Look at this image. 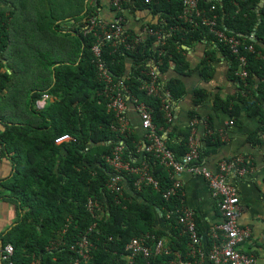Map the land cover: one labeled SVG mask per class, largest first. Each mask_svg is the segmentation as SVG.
<instances>
[{
	"label": "trees",
	"instance_id": "trees-1",
	"mask_svg": "<svg viewBox=\"0 0 264 264\" xmlns=\"http://www.w3.org/2000/svg\"><path fill=\"white\" fill-rule=\"evenodd\" d=\"M198 1L199 6L209 14L215 12L218 15L217 28L240 38V49L247 58L248 76L245 79L235 74L239 66L237 55L210 31L209 26L194 27L180 17L183 12L181 0L137 1L139 6L144 3L154 12L163 14L164 22L152 25L165 35L162 41L155 35H149L135 49H127L123 43H115L113 40H105L103 43V58L114 80L123 79L128 95L151 107L153 122L161 137L170 124L162 109V100L148 94L141 87L150 81L149 71L154 64L159 66V79L162 81L163 73L172 63L176 64L178 71L187 72L188 62L182 54V44L205 40L217 45L231 62L232 77L240 80L243 89L240 100L244 108L248 112L263 113L262 0ZM36 2L39 4V1ZM122 6H127L125 1ZM212 6H215L214 11L211 10ZM96 8L97 5L86 4L83 14L79 16L88 20L96 15ZM17 10L15 1L0 0V124L4 126L0 131V151L16 165L12 177L0 184L10 191L11 199L20 209L16 225L1 237L0 245L12 244L14 247L11 258L3 260V264H31L34 261L40 264H72L78 258L80 264H127L128 243L133 237L144 234H154L157 239L169 238L166 244L171 252L153 255L150 260L152 264H169L176 251L188 256L189 236L182 232V225L175 213L171 218L167 217L170 210L185 205L184 196L165 197L174 178L170 169L154 153L143 151V160L135 161L141 144L139 135L133 128L128 132H121L115 112L108 109L109 96L104 91L105 83L100 79L92 51L97 39L95 30L85 32L83 25L77 28L80 49H76V56L52 61L48 58L50 66L47 64L46 68L50 81L42 88L34 85L24 91L22 86V90H19L22 93L14 94L22 81L15 79L9 96L3 97L2 92L12 80L9 68L13 69L10 65L13 60L8 59L7 53L14 51L15 57L19 54L18 60L24 57V51L17 53L15 49L18 46L12 47L11 44L12 25L9 20L19 14L16 13ZM7 11L10 15L6 14ZM42 32L45 38L46 32ZM253 33L257 41L254 40ZM50 36L48 28L47 37ZM68 36L71 34L64 35L65 45H68ZM48 42L54 45L50 40ZM251 44L255 52L245 49V46ZM11 47L12 51H8ZM50 47L49 51H54ZM211 53L215 52L208 51V55ZM4 59H8L10 64H5ZM128 60L132 61L133 66L129 74H126ZM26 61L29 62L27 59ZM202 63L203 76L211 77V57L204 59ZM44 75L47 76L46 71L41 74ZM255 83H258L257 88L254 87ZM164 85L172 98H180L186 93L184 83L179 78L166 79ZM44 93L52 95L54 100L42 109L37 110L33 106L31 110L27 109L29 115H20L17 110L13 114L9 108L1 106L8 98L12 102L22 101L20 95H26L29 104H36V100ZM195 96L196 101L200 102L206 92L196 90ZM217 102L216 107L229 110L234 116L240 110L239 104L223 99ZM65 135L71 138L59 143L58 140ZM207 140L210 144L220 145V139L216 135L212 134ZM121 141L124 160L131 166L147 162L151 173L159 181V188L146 183L138 186L140 174L134 172H124V178L120 181L124 185L121 193L108 187L115 171L107 157L112 155ZM187 142L185 144L184 140L179 144L166 145L180 157L189 149ZM149 143L146 136V144ZM157 207L170 224L168 231L157 226ZM84 235L88 236L90 242L88 260L81 258L71 248ZM211 245L212 242L209 243V248ZM135 264H147V259L138 255Z\"/></svg>",
	"mask_w": 264,
	"mask_h": 264
},
{
	"label": "crops",
	"instance_id": "crops-1",
	"mask_svg": "<svg viewBox=\"0 0 264 264\" xmlns=\"http://www.w3.org/2000/svg\"><path fill=\"white\" fill-rule=\"evenodd\" d=\"M13 1L17 4L16 13L19 14L11 18L9 22L12 25L13 42L11 44L12 47L18 46L15 49L17 53L28 49L40 52L44 47L38 43L43 36L42 31L46 32L44 39L49 45L47 38L49 23L54 22L55 27L60 29L63 35L68 33L73 36L77 35V28L82 25L84 27L86 19L74 23H70V21L74 15L83 14L86 4L89 6L97 5V16L107 23L114 20L118 15L123 16L124 28L129 35L140 33L146 25H156L164 22L165 19L161 12H154L144 3L139 6L138 0H123L127 6L122 10L117 9L111 0H97V2L96 0H79L75 6L77 11L74 12L77 14L66 15L63 13L49 22L48 10L44 9L43 5L45 0ZM36 1H39V4ZM6 14L10 15V12L7 11ZM27 19H31V21H27ZM62 22L63 24H61ZM59 23L61 25L58 26ZM216 46L207 43L205 40L192 44H182V54L188 62L187 72L178 71L176 64L172 63L168 70L163 73L164 80L174 77L181 79L186 88V93L180 98L171 97L172 116L169 128L163 132L161 138L168 144H179L184 140L185 144L187 141L188 144L190 137L193 136L200 150L198 163L214 172L219 170L220 163L225 159L244 156L246 171L241 173L231 169L228 173V180L237 187L240 195L241 214L239 222L242 226L251 228V236L242 244L241 250L253 254L258 259L259 264H264V100H262L263 113L248 112L244 108L240 100L243 91L240 80L232 77L231 62ZM12 47L8 51H12ZM210 50L215 52L214 54L211 53L212 56H210L211 54L208 55ZM7 57L13 60L11 64L8 63V59L3 60L5 64L8 63L13 67L10 69L7 66L12 75V80L2 92L3 97L9 96L11 93L10 90L15 79L21 80L20 77L32 72V69L25 68L23 61L18 60L19 54L15 57L13 51L10 54L7 53ZM209 57L212 60V74L211 77L205 78L201 72L202 62ZM37 65L39 66V72L35 71L37 75L47 72L46 64L37 63ZM126 66V74H129L133 66L132 61L128 60ZM22 86L24 85L19 86L18 84L16 88L18 91L15 90L14 94L22 90ZM254 87L257 88L258 83H255ZM27 88H33V85L24 86V91ZM196 90L206 92V96L200 102L196 101ZM20 96L22 101L12 102L8 98L1 104L2 108H9L13 114H16L17 111L20 115L29 112L28 110H31L32 105L29 104L28 97L26 95ZM221 99L230 101L232 104H239L238 114L234 116L229 110L216 107L217 100L220 102ZM53 100L54 97L50 95L49 98L41 100V105L46 107ZM126 116L133 130L139 135L141 144L138 147V155L135 161H141L144 156L143 147L146 143V130L141 125L140 112L130 99L127 101ZM3 128L4 126L0 124V131ZM212 134L218 136L220 145L209 143L207 138H210ZM15 171V163L0 151V183L12 177ZM173 178V180L182 183L184 203L196 214L198 231L202 239L201 249L203 250V254H199L198 259L203 264H212L208 251L210 253L213 249L215 235L222 234L219 226L223 222V215L219 209V199L214 195L203 175L182 171L175 173ZM11 197L10 191L0 184V244L2 235L16 225L19 217L20 209ZM156 222L161 229L169 230L170 224L159 211ZM164 240L167 243L169 238L166 237ZM210 242L212 245L209 248Z\"/></svg>",
	"mask_w": 264,
	"mask_h": 264
},
{
	"label": "built area",
	"instance_id": "built-area-1",
	"mask_svg": "<svg viewBox=\"0 0 264 264\" xmlns=\"http://www.w3.org/2000/svg\"><path fill=\"white\" fill-rule=\"evenodd\" d=\"M117 9H123V0H111ZM151 0H146L150 2ZM183 4V12L181 18L197 27L206 25L210 27V31L222 42L228 45L232 52L237 55L239 66L235 74L245 79L248 76L246 68L247 58L240 49L241 40L236 35H228L225 30L217 28L218 15L213 12L209 14L208 11L199 6L198 0H181ZM215 10V6L211 7ZM85 32L96 31L97 39L92 46L94 55V62L98 68L100 79L105 83V93L109 96L108 109L115 112L118 120V129L125 133L131 131L132 127L130 121L126 116L127 101L130 99L135 104L141 116V125L146 130V136L150 143L144 145L143 151L154 153L160 162L170 169L171 176L175 173L188 171L193 174L203 175L214 195L219 199V209L223 215V222L220 224L222 234H216V239L213 249L208 251L209 259L212 264H259L258 259L253 255L241 250L242 244L251 236V228L242 226L239 222L241 214V199L237 187L228 180V172L231 169L246 171L244 166V156H237L232 159H225L220 163L219 170L214 172L200 163L197 159L199 157V147L193 136L190 137L188 143V151L180 157H177L173 150L167 147L165 141L157 133L152 117V109L145 102H139L137 98L128 95V88L124 80L115 81L111 71L109 70L103 58V43L105 40H113L123 43L127 49H135L147 36L155 35L162 41L165 35L160 29H156L151 25H146L140 33L129 35L124 28V18L118 15L114 20L107 23L99 16L93 15L86 20L83 27ZM253 36V35H252ZM245 49L249 52H255L254 46L247 45ZM150 81L143 84L142 89L146 90L148 94L157 96L162 100V109L170 122L171 119V94L165 89L164 80L159 79V66L154 64L149 71ZM49 94L45 93L41 98L36 100V105L39 108H44L41 105V100L49 98ZM233 123V122H231ZM71 137L65 135L61 137L58 142L68 140ZM123 141L118 144L112 155L108 156L109 163L114 168V173L108 183V187L118 193L123 191L124 185L120 181L124 178V172H134L140 174L137 180V185L142 183L152 184L153 187L159 188V181L151 173L149 164L142 162L140 166H131L130 163L124 160L122 146ZM242 165V167H241ZM175 195L184 196L183 186L177 180H173V184L165 192V197L170 198ZM178 216L179 224L182 225V232L189 236L190 251L188 256H183L180 251L174 252L175 257L169 261V264H203L199 260V254H203L201 249V235L198 231V226L195 217V211L186 205H183L176 210H170L167 214L171 218L173 214ZM54 245H57L54 243ZM90 245L89 238L84 235L76 243L72 244L71 248L76 251L81 258L88 260L90 258L88 247ZM129 251L127 255V264H135L138 255L147 259V264L151 263V257L157 254H168L171 249L162 238H156L153 234H144L133 237L127 245ZM14 252L12 244L5 246L0 245V259L8 260ZM31 264H40L34 261ZM72 264H80V258L76 259Z\"/></svg>",
	"mask_w": 264,
	"mask_h": 264
},
{
	"label": "rangeland",
	"instance_id": "rangeland-1",
	"mask_svg": "<svg viewBox=\"0 0 264 264\" xmlns=\"http://www.w3.org/2000/svg\"><path fill=\"white\" fill-rule=\"evenodd\" d=\"M78 1L79 0H45L44 9L48 10L49 22H51L53 19H56L57 16H60L63 13L66 15L72 13L77 14L74 12L77 11V8L75 6ZM82 20L83 18L81 16L74 15L70 23H74L75 21L81 22ZM63 22L65 23L66 21L64 20ZM63 22L61 24H63ZM49 31L51 32V36L50 38L48 37L47 38L54 45H50V44L47 45V41H45L43 36H41L38 43L42 44L44 47L40 50V52H34L30 49L24 51V57L21 59V61H23L25 68L32 69V72L27 73L26 76L20 77L22 80L21 82H19L20 85H24V86L37 85L40 88H42L45 84H47L50 81V75L48 70H47V76L37 75L35 72L39 68L37 63H44L47 65L48 64L47 58H49V60L52 61V60H60L63 57L68 58V57L76 56V49L77 51L80 49V39L77 35L74 36L71 35L66 37L68 39V45L67 44L65 45L64 42L65 37L62 34V31L57 27H55L54 23L52 24L49 23ZM50 46L54 48V51L53 50L49 51V49H51ZM26 59L29 62H27ZM32 106L37 110L39 109L38 104L36 105L34 103L32 104Z\"/></svg>",
	"mask_w": 264,
	"mask_h": 264
},
{
	"label": "water",
	"instance_id": "water-1",
	"mask_svg": "<svg viewBox=\"0 0 264 264\" xmlns=\"http://www.w3.org/2000/svg\"><path fill=\"white\" fill-rule=\"evenodd\" d=\"M260 5H261V6L264 5V0H262V1L260 2ZM253 36H254V40L257 41V38L255 37V33H253ZM157 210L161 213V215H163L162 210H161L159 207H157ZM0 264H3V262H2L1 259H0Z\"/></svg>",
	"mask_w": 264,
	"mask_h": 264
}]
</instances>
